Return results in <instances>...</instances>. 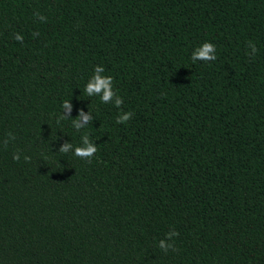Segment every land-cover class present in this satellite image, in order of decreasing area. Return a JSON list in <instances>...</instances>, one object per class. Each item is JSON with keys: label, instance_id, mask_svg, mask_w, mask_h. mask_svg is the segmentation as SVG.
Masks as SVG:
<instances>
[{"label": "trees", "instance_id": "obj_1", "mask_svg": "<svg viewBox=\"0 0 264 264\" xmlns=\"http://www.w3.org/2000/svg\"><path fill=\"white\" fill-rule=\"evenodd\" d=\"M0 264H264V0H0Z\"/></svg>", "mask_w": 264, "mask_h": 264}, {"label": "clouds", "instance_id": "obj_2", "mask_svg": "<svg viewBox=\"0 0 264 264\" xmlns=\"http://www.w3.org/2000/svg\"><path fill=\"white\" fill-rule=\"evenodd\" d=\"M35 15H39V13H35ZM41 20H45L46 17L44 16H40ZM33 35H38V33H33ZM14 39H16L17 41H22L23 37L20 33H17L14 36ZM253 47V51H256V47L255 45L252 46ZM217 58L216 56V46L208 41H205L201 46H199L198 48H196L194 50V52L192 53L191 56V60L193 62H196L197 59L201 60V61H215ZM101 71H104L103 66L97 65L94 68V75L92 76V78L89 80V82L87 83L86 87H85V91L87 93L88 96H92L93 93H100V91L103 89V95L100 96V100L102 103H107L114 95L116 96V100L114 102V105L119 108L122 104H123V99L116 95V92L113 91V77L112 76H105L104 78H102L99 73ZM69 103L68 101H64L62 104V108L64 107H69ZM83 112H81V116H83ZM132 113L131 112H123L122 114H120L117 119H116V123L120 124V123H126L127 121H129L132 117ZM60 119H67L66 116H61ZM85 121H88V117L84 116ZM73 123H75V121H73ZM75 127L77 129H80L82 127V125H80L79 123H75ZM12 138L15 139V137L12 135ZM83 141L84 144L86 145L85 147H80L77 146L75 148V156L87 160V161H91V158L94 156V154L97 152V147L94 144L89 143L88 140V135H84L83 136ZM70 147V145L68 143H65L61 148H60V152L62 153H66L68 151V148ZM13 159L15 160H19V154L16 153L13 155ZM25 160L28 161L30 160V157H25ZM167 235L169 236H178L179 233L176 232L175 230H172L171 232L167 233ZM160 247L165 249V251L167 252L168 248H172L173 250H175V245L171 244V245H165V243L163 241H160Z\"/></svg>", "mask_w": 264, "mask_h": 264}]
</instances>
